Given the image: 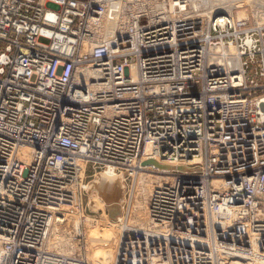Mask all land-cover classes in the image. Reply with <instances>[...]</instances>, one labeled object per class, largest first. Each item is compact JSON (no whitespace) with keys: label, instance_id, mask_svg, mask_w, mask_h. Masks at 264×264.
<instances>
[{"label":"built area","instance_id":"1","mask_svg":"<svg viewBox=\"0 0 264 264\" xmlns=\"http://www.w3.org/2000/svg\"><path fill=\"white\" fill-rule=\"evenodd\" d=\"M96 1L99 4H95V0L88 4H69L64 12H55L46 10L47 4H35L34 0H0V48L5 46V53L0 56V158L11 163L15 153L19 152L32 154L35 158L32 163L35 167L29 173L34 177L23 187L6 179L11 174L22 178L27 169L23 163L13 164L10 172L6 171L9 165L4 170L0 169L3 177L0 210L8 212L5 217L0 214V228L14 224L19 230L21 215L16 214L14 205L16 202L30 205V192L36 183L37 168L41 165L60 169L69 165V157L76 152H86L90 157L96 155L102 160L104 154L120 153L126 141L119 138L128 136L132 130L128 119L132 118L133 125H141L140 120L148 113H154L153 122L162 120V131L154 130L155 127L150 129L157 146L171 136L168 119H174L180 126L186 124L183 128L193 126L183 130L187 138L198 140L202 135L209 138L208 133L211 132H204L197 112L195 115L186 113L188 108L205 109L216 113L214 118L213 115L206 117L208 122L212 121L209 124L215 126L216 122L222 125V132L227 125L236 132H242L239 125H243V130L251 136L250 149L257 164L247 165V170L237 171L234 177H221L232 181L229 180L228 185L217 179L210 182L206 176L201 179L200 175L177 174L172 192L156 193L153 197L151 214L160 228L173 226L172 231L185 234L187 241L181 246L166 245V238L156 237L154 240L163 247L157 249V246H152L147 256L151 258V264H219L218 260L223 258L220 251L241 255L248 253L245 250H251L246 256L264 264V237H259V233L264 232V226L259 221L255 220L252 227L241 228L245 230L241 235L247 237L249 248L244 246L245 250L240 249L234 242L232 247L219 246L224 236L218 230L225 226V218L236 221V217L253 215L246 211L248 204L255 211L254 215L264 218V205L262 207L254 199L264 197V96L256 97L259 89L264 94V87L243 85L242 53L239 47L233 48L234 44L225 45V40L229 39L226 30L233 24L232 19L214 18L213 30L219 27L225 29L217 37L205 34L203 29L199 35L183 34L175 41L174 27L177 22L192 18L185 19L181 13L178 20L169 22L168 27L162 20L168 18L166 13L148 19L145 8L134 4L139 0H111V4ZM174 5L179 11H184L186 7L180 0ZM140 6L144 11L130 13L128 27L119 31L117 23L123 19L124 11L129 8L138 10ZM83 7L85 11L82 12L80 9ZM224 20L227 23L222 22ZM111 23L118 30L116 36L105 31ZM76 24H79L78 30L75 29ZM12 34H15L14 38ZM200 35L203 38L198 39ZM23 36H27L25 48L20 45ZM235 37L238 40L240 35L237 33ZM263 37L261 33L264 46ZM52 39L55 43L50 49L45 40ZM134 39L140 43L137 50L132 47ZM251 40L253 37L250 43ZM6 42L11 46L6 47ZM139 43L136 42V45ZM224 53L230 59L238 58V65L231 66L230 62L225 65ZM83 67L93 68L85 71L87 79L94 77L93 83L78 84L76 76ZM238 67L241 68L239 72L231 71ZM240 92L254 93V100L241 98ZM148 94L152 97L148 98ZM236 103L234 109H228V105ZM164 107H169L171 114L165 115L162 112ZM155 113H159L161 118ZM137 129L135 151L140 148V136L143 134ZM228 129L225 135L222 133L224 141L230 134ZM100 135L102 144H98ZM246 140L250 141L249 137ZM207 141L210 142V138ZM211 168H214L213 164ZM233 171L229 168L230 174L234 175ZM48 179L44 171L37 181L35 192L43 189L42 185ZM231 192L233 195H230ZM6 203L7 206L4 205ZM216 205L220 208L213 210ZM199 207L204 209L205 218L200 231H195L194 221L197 225L201 223L199 218H195ZM216 214L220 216L219 228L214 221ZM181 215L188 218L182 219ZM206 217L213 238L208 243H200L199 239L207 240ZM33 223L32 218L29 219L27 228ZM40 240L26 237L22 247H14L13 257L17 255V258L15 256L11 264H31L22 261V252H26L28 257H38L36 263L39 264L36 242L40 244ZM147 241H144L145 244ZM258 243L260 245L257 246ZM201 245L209 247L205 254H201L204 250L198 248ZM142 260L137 258L135 264Z\"/></svg>","mask_w":264,"mask_h":264},{"label":"rangeland","instance_id":"2","mask_svg":"<svg viewBox=\"0 0 264 264\" xmlns=\"http://www.w3.org/2000/svg\"><path fill=\"white\" fill-rule=\"evenodd\" d=\"M34 1L35 4H47L46 10L64 12L69 4H88L93 0H65L66 2L62 3L56 0ZM99 1L103 4H111L110 2H113L111 0ZM176 1L177 0H139L134 4H141L145 8L148 19L158 18L157 16L166 13L168 18L162 20L168 24V27H170L169 22L178 20L181 13L185 19L193 17V21L204 20L206 25L204 33H210L211 37H217L223 34L225 30L220 27L213 30L211 25L214 22V18L231 16L233 24L227 27L226 32L229 39L225 40V45L229 47V45L233 46L234 44L235 47L233 48L239 47L242 53V61L244 63L242 70L244 69L245 72V83H243V85L251 86V84H256L260 88L264 87V49H262L264 46L261 39V33L264 35V8L261 9V6H264V0H254V2H252L253 0H228L227 2H223L225 4H218L219 8H217L218 10L215 9L214 13L211 12L212 10H210V7L207 5L209 3L208 0H180L181 4H186L184 11H179V8L174 5ZM95 4H99V2L95 0ZM157 4L164 6L157 8ZM195 4H198V6ZM204 4L206 5L204 6ZM80 11H85V8L83 7ZM138 11L143 12L144 10L141 6L138 10H133L132 8H129V10L126 9L123 13V19L121 18L117 23L118 30L123 31L128 27L131 22L129 18L130 13ZM207 14L209 16L212 14V17H209ZM78 28L79 24H76L75 29L78 30ZM197 32L201 33L202 31ZM204 33L202 34L205 35ZM237 33L240 35L238 40H236L235 37ZM203 35L198 36V39L200 37L203 38ZM12 37L14 38L15 34H12ZM251 37H253V40H251L252 42L250 43L249 40ZM45 42L50 49L55 43L53 39L51 41L45 40ZM20 45L22 48L27 46V36H23L20 39ZM9 46H11V44L7 43L6 47ZM4 51L5 46L3 45L0 48V56L5 53ZM92 69L91 67H83V70L81 69V71L77 73L76 79L78 84L84 85L94 82V77L87 79L84 75L87 71H91ZM240 69L241 68L238 67L234 70L231 69V71L236 73L239 72ZM238 75L239 74H237V76ZM95 79L98 78L95 77ZM262 91L263 90L259 89L256 97L262 98L264 96ZM240 95L241 98L244 97L247 101H253L254 99L252 96H255L254 93L249 92H245L244 94L240 92ZM146 96H148V98L152 97V95L149 94ZM243 101L246 102L245 100ZM236 105L237 103L228 105V109H234ZM162 112L166 115L171 114L172 110L169 107H164ZM186 113L190 115L196 114L200 117L204 132L206 134L211 132L208 133L210 142L207 141L209 138L204 135L198 137V140L187 138L183 130L193 126L183 128L182 126H186V124L180 126L177 125L174 119H168V128L171 130V136L167 141L157 146L155 137L153 136L154 133H152L150 129L153 130L155 127L154 130L162 131L160 125L162 120L158 119L153 122L154 113H148L145 118L140 120L141 125H136V123L133 125L132 118L128 119L131 123L132 130L128 136L123 135L119 138L122 141H126L125 148L120 153L111 152L104 154L105 156L102 160L98 159L96 155L90 157L86 152H76V154L69 157V165L61 167L60 169L57 167L53 169L47 168L44 165L38 167L36 171V183L33 184L30 192V205H21L18 202L14 205L16 207V214L21 215L22 224L19 225V230L15 229L16 225L14 224H6L0 228V248L5 252L4 255L7 257L5 264H11L15 256L17 258V255L13 257L12 252L15 251V248L23 246L26 237L32 240H39L44 236V238H49L48 227L46 229V226H49V232L54 234L53 228H55L54 226L56 225L60 226V228H58L60 232L57 234L65 237V240L70 242L67 247L70 248V246H72L71 244L76 246L72 249L75 251V253L72 254V259H69L72 261V264H135L137 258H143L142 262L139 264H151L149 260L151 258L147 256L150 255L148 246L144 241L147 240L146 237L149 233L153 231L159 233L157 230L164 228H160L161 226L157 225L155 218H153L151 214L153 211H151V207L155 194H169L172 192L175 188L172 183L175 182L177 174L179 173L183 176H187L188 174L192 176L200 175L202 176L200 177L201 179L206 176V179L210 182H214V180L217 179L225 181L228 185L230 179L221 177H234L236 176L235 174L238 173L237 171H233L235 172L234 175L230 174L229 168L238 170L235 169L237 167L236 165H241L244 167L241 170L245 171L247 170L246 168L252 164L253 160L251 157L254 158L252 150L250 149V152L247 151L248 147H252L251 136L247 131L245 132L243 130V125H239L243 133L236 132L230 129L231 126L227 125L226 129L229 128L228 132H230V134L224 141L226 129L222 132V125H217L215 122V126H213L209 124L212 121L208 122L209 118L206 117L208 115H213L212 118H214L216 113L212 114L205 109L196 110L191 108L186 109ZM155 115L161 118L159 113H155ZM220 118L221 116L219 119ZM152 124L154 125L152 126ZM177 127L180 128L178 129ZM137 128L143 132L140 136L141 144L138 150L139 152L134 150V144L135 149H137L136 142H134L138 140V137H136ZM213 133L214 136H212ZM222 133H224V135H222ZM235 134L238 138L236 136L233 137ZM100 136L98 144H102V135ZM248 137L250 141L246 140ZM212 140L214 144H212ZM247 143L248 147L246 145ZM194 144L196 145L195 148L193 147ZM147 145L149 148L153 147V152H149L150 154H147ZM156 150H158L157 152L159 155L156 153ZM192 151L195 152L192 154ZM15 154L11 163H9L8 160L0 158V169L4 170L9 165L6 171L10 172L13 164L23 163L27 169L22 174V178L15 174L6 177L8 180H12L11 182H16L23 187V184L27 181H31V178L34 177L33 174L29 173L35 167L32 165L35 158H33L32 154H27L26 152ZM147 155L151 157L157 155V164L155 165L156 162L149 163V159L146 161ZM158 163H160V165H173L177 167V170L168 169L160 171L156 169L159 165ZM212 164L214 165L213 169L211 168ZM114 167L121 170L115 169ZM184 167L186 171H184ZM221 168L224 170H219ZM181 169L183 170L181 171ZM44 171L47 173L49 179L42 185L43 189L35 192L37 181ZM224 173L225 175H221ZM244 174L246 173L244 172ZM246 175L249 176V174ZM1 176L2 174L0 172V178ZM2 181L3 177L0 180V184ZM166 190H168V192ZM93 193L107 194L108 196L99 200V197H96ZM230 195H233V192H231ZM254 199L263 207L264 197L262 199ZM4 205L7 206L8 204L6 203ZM249 207L250 204L246 206V211L253 215L236 217L234 218L236 221H232L230 218L224 219L225 226L218 230L221 236H224V241L222 243L219 242V246L232 247V242H234L237 245L236 247L245 250L243 247L246 246L247 248L250 245L247 237L241 235V233L245 232V230L241 228L252 227L255 224L253 223L255 220L259 221L261 226H264V218H258V216L254 215L255 211L253 212ZM149 208L150 212L148 214ZM218 208L220 207L216 205L215 208L212 209L217 210ZM0 214H2L1 217H5L8 212L0 210ZM139 214L144 215V221L139 220ZM204 217V209L199 207L198 215H196L195 218H199L201 223L197 225L194 221L195 231H200L199 228L200 225H202ZM31 218L34 223L27 228L28 221ZM181 218L185 219L188 217L181 215ZM102 220H105V225H101L102 222H99ZM36 224L38 227H36ZM130 225L132 228H130ZM165 230L170 234L173 232V229L165 228ZM185 233L187 232L185 231ZM207 233L209 235V230H207ZM178 236L177 239L183 240V233L178 234ZM259 237H264V232L259 233ZM108 238L112 240L110 241L111 249L110 252H108L111 256L108 261H105L104 253L108 251V247H103V245ZM41 243L42 242H40V244ZM40 244L36 242L37 246ZM198 248L204 250L201 254H205L209 247L201 246ZM167 251H169V246ZM245 251L251 252V250ZM226 252L228 253L226 250L220 252L223 258L221 257L220 260H218L219 264H261V262L257 260L252 262V260L246 256L248 253H240L241 255H237L227 254ZM226 254L228 256H226ZM2 255L3 254L0 252V257ZM22 255V261H29L31 264H35L36 259H38L36 256L28 257L26 252H22ZM0 261V264H3L1 258Z\"/></svg>","mask_w":264,"mask_h":264},{"label":"bare ground","instance_id":"3","mask_svg":"<svg viewBox=\"0 0 264 264\" xmlns=\"http://www.w3.org/2000/svg\"><path fill=\"white\" fill-rule=\"evenodd\" d=\"M192 1V0H191ZM228 0H208V6L210 7V10H212L211 12L214 13V10L219 8L218 4H222L223 2H227ZM254 2V0L252 1ZM225 4V3H223ZM230 4V3H229ZM193 5V4H192ZM196 6H198V4H195ZM206 4H204L205 6ZM236 6V5H235ZM258 8V7H257ZM264 6H261V9H263ZM198 9V7H197ZM260 9V10H261ZM218 10V9H217ZM210 12V13H211ZM216 12V11H215ZM228 12H231V11H228ZM262 13V12H261ZM208 15V14H207ZM231 15V14H229ZM209 16V15H208ZM209 17H212V14L211 16ZM229 18H231V16H228ZM222 16L219 17V19H221ZM193 19V17H192ZM195 19V18H194ZM202 19V18H201ZM224 19V18H223ZM198 20V19H197ZM222 22H225L227 23V20H224ZM112 25H110L111 27L110 28H106L104 27L105 31L107 32L108 35H115V32L118 31L116 29V25L111 23ZM219 24V23H218ZM205 21L204 20H199V21H192V20H187V21H181L179 20L176 24V26L174 27V32H175V36H174V39L175 41H178V38H180L183 34H188V35H199L201 33H198L197 31H203V29H205ZM136 42L139 43L138 40H132V47L134 49H138L139 46H140V43L138 45H136ZM129 44V43H128ZM224 64L225 65H228V63L230 62V65L231 66H236L238 65V58L237 59H233V58H229L228 54L227 53H224ZM85 75V74H84ZM82 75V76H84ZM211 85H215V83H212ZM236 136L233 135V137ZM238 138V136H236ZM247 147H248V144H246ZM148 147V145L146 146ZM225 147V146H224ZM230 150V149H229ZM158 150H156V153L158 154L157 152ZM247 151L250 152V147L247 148ZM147 154H150L149 152H153V147L151 148H147ZM159 155V154H158ZM157 155H153V157L147 155V159L146 161L149 159V163H155V165L157 164ZM251 159L253 160L252 163L253 164H257L255 161H254V158L251 157ZM158 167L156 169H159L160 171L161 170H168V169H175L177 170V167L173 166V165H160V163H158ZM243 164V163H242ZM237 167L235 169H238V170H241L242 167L241 165H236ZM115 169H118V170H121L119 168H116L114 167ZM184 171H186V168L184 167L183 168ZM181 169V171L183 170ZM234 169V168H233ZM238 170H234V171H238ZM140 174V173H139ZM138 174V176H139ZM118 177V175H117ZM95 194L96 197H99V200L101 199H104L105 196H108L107 194H99V193H93ZM90 195V194H89ZM92 195V194H91ZM98 200V199H97ZM98 202V201H97ZM96 210V209H95ZM99 210V209H98ZM97 210V211H98ZM150 212V208L148 209V214ZM261 214H263V211L261 210L260 211ZM224 216V215H223ZM139 220L140 221H144V215L142 214H139ZM147 218V217H145ZM205 218V217H204ZM148 219V218H147ZM214 221H215V225L216 227H221V223H220V216H218V214H216L214 216ZM98 222V221H97ZM99 222H102L101 225H105V220H102V221H99ZM131 224V223H130ZM132 225V224H131ZM130 225V228H132V226ZM205 225L207 226V230H209V235L207 233L206 238L207 240L206 241H203L201 239H199V242L200 243H208L209 241L212 240L213 238V231L211 230L210 228V223H209V220H208V217H206V222H205ZM227 225H228V222H227ZM48 227V234H49V238H44V237H41V240L40 242H42L39 246L36 247V250L39 252V257H40V262L39 264H72V261L69 260V259H72V254L75 253V251H73L72 249H74V247H76L75 245L71 244L72 246H70V248H68L67 246L70 244V242L66 241L65 240V237L63 236H60L59 233L60 230L58 228H60V226L56 225L54 226L55 228H53V233L55 234H52L51 232H49V226ZM127 227V226H126ZM214 228H216L215 226H213ZM128 228V227H127ZM129 228V229H130ZM165 228H169V229H173V226H169V227H164L160 230H157V232L159 233H156V232H151L147 235V242L146 244L148 245V249L151 250L152 246H157V249H161L163 247L162 244H160L158 241L154 240L156 237H160V238H163L162 236H165L164 238H166V245H169V244H173L175 246H181L183 243H186L187 241V236L185 234H183L182 236V239L183 240H180V239H177L179 236L178 234L172 232L171 234L166 232ZM169 230V231H171ZM46 232V231H45ZM224 232V231H223ZM156 233V234H155ZM110 241H112L111 239H106V243L103 245V247H108V251L106 253H104V257H105V261H108L111 254H108V252H110V249H111V246H110ZM64 245V246H63ZM260 245V243L257 244V246ZM110 246V247H109ZM202 246V245H201ZM256 246V247H257ZM64 250H63V248ZM248 248V247H247ZM1 249V248H0ZM224 251V250H223ZM0 252L3 254L0 258L2 259V263L5 264L6 263V259L7 257L4 255L5 252L1 249ZM221 252V251H220ZM227 253V252H226ZM249 253V252H248ZM228 254V253H227ZM226 254V256H228ZM243 255V254H242ZM223 256V255H222ZM225 257V255H224ZM246 257V256H245ZM230 258V257H229ZM157 260V258H155ZM245 259V258H244ZM230 261V260H229ZM246 261V260H245ZM251 261V260H250ZM1 262V261H0ZM253 262V261H252ZM251 263V262H250ZM234 264H237V263H234ZM258 264V263H257ZM260 264V263H259Z\"/></svg>","mask_w":264,"mask_h":264}]
</instances>
